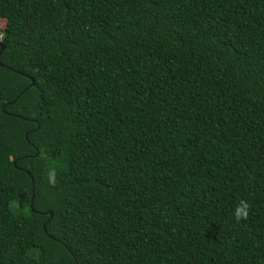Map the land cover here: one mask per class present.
Instances as JSON below:
<instances>
[{
  "label": "trees",
  "instance_id": "1",
  "mask_svg": "<svg viewBox=\"0 0 264 264\" xmlns=\"http://www.w3.org/2000/svg\"><path fill=\"white\" fill-rule=\"evenodd\" d=\"M0 13V264H264V0Z\"/></svg>",
  "mask_w": 264,
  "mask_h": 264
},
{
  "label": "clouds",
  "instance_id": "2",
  "mask_svg": "<svg viewBox=\"0 0 264 264\" xmlns=\"http://www.w3.org/2000/svg\"><path fill=\"white\" fill-rule=\"evenodd\" d=\"M49 180H52L51 174L49 175ZM235 220L239 221L242 218H247L248 211H247V205L244 204V202H240V204L233 210L232 213Z\"/></svg>",
  "mask_w": 264,
  "mask_h": 264
},
{
  "label": "rangeland",
  "instance_id": "3",
  "mask_svg": "<svg viewBox=\"0 0 264 264\" xmlns=\"http://www.w3.org/2000/svg\"><path fill=\"white\" fill-rule=\"evenodd\" d=\"M4 24H5V18L2 15H0V30L4 27Z\"/></svg>",
  "mask_w": 264,
  "mask_h": 264
},
{
  "label": "water",
  "instance_id": "4",
  "mask_svg": "<svg viewBox=\"0 0 264 264\" xmlns=\"http://www.w3.org/2000/svg\"><path fill=\"white\" fill-rule=\"evenodd\" d=\"M2 49H3V44H2V42H0V53H1ZM36 154H37V152H36Z\"/></svg>",
  "mask_w": 264,
  "mask_h": 264
}]
</instances>
